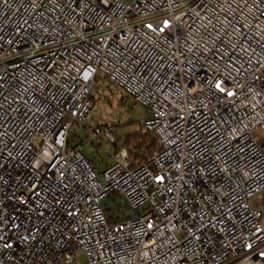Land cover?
I'll use <instances>...</instances> for the list:
<instances>
[{
    "label": "built area",
    "instance_id": "obj_1",
    "mask_svg": "<svg viewBox=\"0 0 264 264\" xmlns=\"http://www.w3.org/2000/svg\"><path fill=\"white\" fill-rule=\"evenodd\" d=\"M99 74L157 145L136 168L120 145L103 181L70 140ZM254 131L264 0H0V264H264Z\"/></svg>",
    "mask_w": 264,
    "mask_h": 264
},
{
    "label": "rangeland",
    "instance_id": "obj_2",
    "mask_svg": "<svg viewBox=\"0 0 264 264\" xmlns=\"http://www.w3.org/2000/svg\"><path fill=\"white\" fill-rule=\"evenodd\" d=\"M122 1L126 4L133 2V0ZM124 96L126 94L119 87L111 84L107 78L99 74L92 92L94 108L83 124H73L70 131V140L78 145L81 152L90 160L101 181H103V172L113 163L112 154L115 149L120 145L124 146L128 137L145 134L137 129V125L147 117V109L131 97H128L127 101L123 100ZM105 123H112L119 127L114 134L117 141L115 145L110 144L104 137H101L100 141L89 140L88 130L94 125ZM253 136L261 140L264 150L262 132L254 131ZM250 203L253 207L260 208L264 206V198L256 196L251 199ZM76 263L85 264V256L79 254Z\"/></svg>",
    "mask_w": 264,
    "mask_h": 264
},
{
    "label": "trees",
    "instance_id": "obj_3",
    "mask_svg": "<svg viewBox=\"0 0 264 264\" xmlns=\"http://www.w3.org/2000/svg\"><path fill=\"white\" fill-rule=\"evenodd\" d=\"M124 146L128 149L131 168H136L142 165L157 148L156 142L148 133L128 137ZM146 155L148 156L145 157Z\"/></svg>",
    "mask_w": 264,
    "mask_h": 264
}]
</instances>
